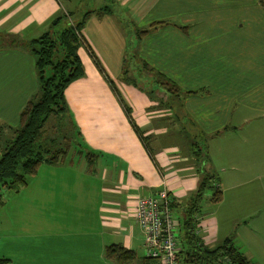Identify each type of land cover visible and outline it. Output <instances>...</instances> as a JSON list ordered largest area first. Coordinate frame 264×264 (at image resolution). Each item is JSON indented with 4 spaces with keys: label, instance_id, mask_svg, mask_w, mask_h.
Here are the masks:
<instances>
[{
    "label": "crops",
    "instance_id": "obj_1",
    "mask_svg": "<svg viewBox=\"0 0 264 264\" xmlns=\"http://www.w3.org/2000/svg\"><path fill=\"white\" fill-rule=\"evenodd\" d=\"M66 10L85 20L78 47L84 74L66 86L65 97L83 146L96 156L91 165L83 156L42 162L12 191L0 210L5 264H119L104 248L119 242L134 249L143 239L135 196L165 187L179 220L180 202L203 166L215 174L222 198L198 215L197 232L211 246L231 236L253 264H264V214L253 213L255 196H264V175L253 174L264 164V141L255 133L264 131V0H0L4 135L38 87L27 42ZM134 49L165 78L177 84L172 73H179L205 92L188 94L184 108L174 109L141 91L122 71ZM189 127L207 138L206 159L202 144L192 147ZM241 131L253 132L254 141L236 140ZM259 177L261 186H253ZM223 208L240 213L227 222Z\"/></svg>",
    "mask_w": 264,
    "mask_h": 264
},
{
    "label": "trees",
    "instance_id": "obj_2",
    "mask_svg": "<svg viewBox=\"0 0 264 264\" xmlns=\"http://www.w3.org/2000/svg\"><path fill=\"white\" fill-rule=\"evenodd\" d=\"M68 17H70V12L66 10L53 18L44 32L27 42V46L35 56L38 87L35 93L22 106L18 122L10 129L11 134L2 137L0 126V206L5 203L1 188L6 187L7 189L18 191L36 173L40 163H58L80 157L76 155L68 157L65 153L69 149V144L58 147V140L55 137L44 135L45 125H47L45 123L50 116H53L49 121L51 124L50 128L61 130L62 125H59L58 121L56 122L55 117L62 113H67L71 121V127L80 136V130L70 114L65 97V88L72 80L84 74L78 47L84 42L80 29L85 19L72 21L73 23H71ZM161 22L163 21L153 22L152 27ZM140 31V34H142L146 30ZM11 40L14 41L15 39ZM125 55L122 71L126 75L131 65L134 66L131 63L140 60V58L135 49L127 50ZM140 61L147 68L149 64L143 59ZM100 70L102 71L101 68ZM102 73L115 89L113 81L103 71ZM157 75L162 78L163 83L169 84V90L175 93L179 91V86L173 80L165 78L164 74L159 71ZM125 78L138 86L135 77L126 75ZM126 110L129 114L127 107ZM128 116L135 130L139 132L140 137L144 140V136L130 114ZM198 147L199 153L206 158L205 145ZM95 156L96 154L93 151L86 149L84 157L89 165L93 163ZM200 171L196 188L189 192L180 202L182 205V215L178 220L180 260L183 264H206L208 261H222L227 258L228 264H253L239 247L234 244L231 236H227L222 242L211 246L205 243L197 232L200 201L207 188H213L209 196L211 201L216 202L222 198V192L218 188L217 182L212 183L215 174L205 166ZM170 197L173 208L174 202L171 195ZM104 252L106 257L113 259L119 264H127L136 258L134 249L128 248L119 242L106 244ZM6 260L7 258L0 257V264ZM141 261V264H159L157 258L147 255L141 257Z\"/></svg>",
    "mask_w": 264,
    "mask_h": 264
},
{
    "label": "rangeland",
    "instance_id": "obj_3",
    "mask_svg": "<svg viewBox=\"0 0 264 264\" xmlns=\"http://www.w3.org/2000/svg\"><path fill=\"white\" fill-rule=\"evenodd\" d=\"M68 4L69 3H67V5ZM68 20L69 21L72 20L73 22L75 21L71 16L68 17ZM138 33L140 34L141 31H138ZM136 38L137 37H135V40H136ZM131 64H133L134 66L127 70L126 75H128V77H135L137 79L138 88L141 91L145 92L146 94H153L156 97L158 96L159 100H162L171 108H174V109L175 108H184V105H185L184 101H185V98L188 94H191L195 91H197L199 93L205 92L204 87L198 88L199 89L198 90V89H196V83L194 84L192 80H190L188 78L185 79L182 76H180L181 74L174 72L172 74L176 75L177 80H179V82H177V85H179V88H180L178 92L181 91L179 94H177V93L168 89L169 84L162 82L163 81L162 78H160L157 75L158 74L157 68H154V67L152 68L150 65H148L149 67L147 66V68H145L143 63L140 60L134 61ZM172 79H174V78H172ZM188 89H190V90H188ZM194 89H196V90H194ZM161 94H165V95L162 96ZM52 117L53 116H50L45 123L47 125H45L46 129H45L44 135H46L48 137H55V139L58 140V143H57L58 147H63L64 145L69 144V149L65 153V155H68V157H71L72 155L84 157L85 152H86V148L82 145L81 137L78 136V134H76V132H75V129L73 127H71V125H70L71 121L69 120L67 113L66 114L62 113V114L57 115L55 117L56 122L58 121L59 125H62L61 130L60 129L59 130L58 129L53 130V128H50L51 124L49 121L51 120ZM4 127H5L4 125L1 126L2 137L8 136V135H4V131H7V129L4 130ZM197 133H198V135H197ZM252 133L253 132H249V131H246V132L241 131V132H238V134L241 136L237 137V136L233 135V137L236 140L237 139H244L245 140V135H246V138L250 139V137L253 136ZM255 133H256L258 140L264 141V131H256ZM190 134L193 136H191ZM194 134H195V137H194ZM187 135H188V138L190 140L193 137L192 147L194 149L196 148L197 143L200 145L201 144L205 145V143H207V138H204L202 132L193 131L191 129V127H189V130L187 131ZM234 138H232V136H230V137L226 136V137H224V140L234 139ZM252 139H254V137H252L250 139L251 141H254ZM75 146H77V147H75ZM80 149H82V151H80ZM211 157H212V155H211ZM217 158L220 161L225 160L226 155H223V154L218 155ZM202 161H204V160L202 159ZM254 170H256V171H254ZM253 171H254L253 174H255V175H258V176L264 175V164L258 165V167L253 166ZM260 179H261V177L253 178V180H251L250 182L252 183L253 186H261V184H260L261 180ZM215 181H216V178L214 177L212 183ZM12 191H13L12 189H7L6 187L1 188L2 197L5 200V203L2 206H0V210L3 209V206L6 204L7 200L11 196ZM212 191H213V188H211V187L207 188L204 196L202 197V199L200 201V214H205V213H208L212 210V207L214 206V202L209 199L210 193ZM255 204L257 205L258 210H256V212H255V210H253L254 211L253 213L264 214V210H262L264 208V196L256 195L255 196ZM231 211L228 209L225 210V208H223L221 213L220 212L219 213L221 216H222V214L225 215V221L229 222L230 218H232V216H234V214L240 213V212H236L235 208H231ZM259 211H261V212H259ZM248 220H250L251 224H254V221L252 218L249 217ZM139 228H140V232H141L142 229L140 226H139ZM2 234H3V231H2ZM141 242H143L142 238H141ZM141 242L138 241L137 245L133 246L135 251H136L137 256H136V258L131 260L130 264H138L139 258L141 256L145 255V247L143 246V244ZM3 246H4V239L2 237V238H0V248L3 249ZM5 262H3L1 264H5Z\"/></svg>",
    "mask_w": 264,
    "mask_h": 264
},
{
    "label": "built area",
    "instance_id": "obj_4",
    "mask_svg": "<svg viewBox=\"0 0 264 264\" xmlns=\"http://www.w3.org/2000/svg\"><path fill=\"white\" fill-rule=\"evenodd\" d=\"M69 22L73 23L72 20ZM133 206L143 232L145 255L157 258L159 264H183L179 256L178 219L171 206L168 190L162 187L154 193L137 194ZM228 263L225 258L206 264Z\"/></svg>",
    "mask_w": 264,
    "mask_h": 264
}]
</instances>
